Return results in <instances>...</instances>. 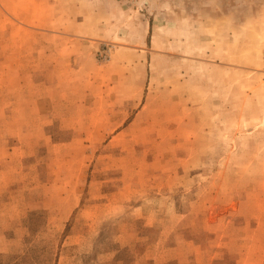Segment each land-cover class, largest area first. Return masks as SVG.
<instances>
[{
	"label": "rangeland",
	"instance_id": "rangeland-1",
	"mask_svg": "<svg viewBox=\"0 0 264 264\" xmlns=\"http://www.w3.org/2000/svg\"><path fill=\"white\" fill-rule=\"evenodd\" d=\"M64 1L102 38L53 107L0 82V264H264V0H0V61L52 75Z\"/></svg>",
	"mask_w": 264,
	"mask_h": 264
},
{
	"label": "crops",
	"instance_id": "crops-1",
	"mask_svg": "<svg viewBox=\"0 0 264 264\" xmlns=\"http://www.w3.org/2000/svg\"><path fill=\"white\" fill-rule=\"evenodd\" d=\"M53 8L50 14L48 15L47 19L48 22H50L49 25V33H51V36L55 37H61V41L64 42V44H58L55 46H50V47H45L43 51L41 49L39 52L43 53L44 59H39L37 63L34 64V66H43L47 65L46 68H50L52 75L47 76L45 74H40L37 75L35 74L33 77L31 75H28L26 73V65L25 61L21 58H24L21 54L20 47H18L17 51H13L12 54H14L15 58L18 59V63L15 66H10L9 63H6L8 59H2L0 61V68L2 69V75H0V82L8 84L9 81L19 85L18 87V104L16 108L15 106H12V108L18 109L19 114H30V112H19L23 109H46L48 107H53V105H46L42 104V101L46 99V96H50L51 94L48 93H42L39 90H36V92L31 95L29 91L26 90L25 85L29 83H33L34 85H69L72 83H76L71 78V75L68 74V69H75L74 66L77 65L80 68L86 63H90V66L95 65L94 59L90 56V54L94 53V51L97 49V44L98 41L102 38L100 30L96 29V25H94L92 31L91 29L87 30L88 33L87 35H82L81 40L72 41V37L75 35H81V31H76L77 29L80 28V26L76 27L73 25V18L75 15L72 16L70 15L69 12V7H68V1H64V3L61 2H53ZM70 5V3H69ZM77 7V5H74ZM13 14L15 18L18 20L24 19V15L28 14L27 12L24 11H19V12H10ZM31 17H34L36 14V9L33 7V12L30 11ZM35 13V14H34ZM33 21H29L28 24H30L29 29L34 30L36 26H42L41 19H37V23L35 22V19L32 18ZM76 20V19H74ZM85 22V20H82V25ZM94 24L91 23V25ZM38 30V29H35ZM41 31V30H38ZM74 33V34H72ZM86 36H89L90 38H87ZM86 37V38H85ZM69 43V44H68ZM17 52V54H15ZM45 54V55H44ZM13 57V58H14ZM90 58V60H88ZM82 68H88V67H82ZM12 73V74H10ZM5 74V75H4ZM85 75L83 76V79H81L80 82L84 83L85 80L87 83H89V73L85 72ZM88 78V79H86ZM22 86H24V89H22ZM38 91V92H37ZM5 95H8V93L4 90L0 91V109L1 113H7V108L9 105H11L10 102H5L4 100L8 99V97H5ZM37 101H41L40 103H36ZM23 105V106H21ZM18 107H21L18 108ZM33 114L35 115H42V111H34Z\"/></svg>",
	"mask_w": 264,
	"mask_h": 264
}]
</instances>
